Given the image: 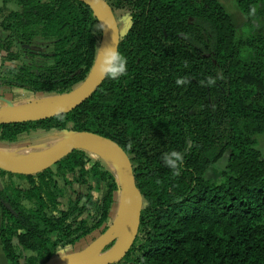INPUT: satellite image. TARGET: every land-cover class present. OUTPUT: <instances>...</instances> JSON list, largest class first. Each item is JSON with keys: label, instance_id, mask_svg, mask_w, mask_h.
Masks as SVG:
<instances>
[{"label": "trees", "instance_id": "16d2710c", "mask_svg": "<svg viewBox=\"0 0 264 264\" xmlns=\"http://www.w3.org/2000/svg\"><path fill=\"white\" fill-rule=\"evenodd\" d=\"M233 1L248 34L220 0H108L114 12L126 11L118 22L126 75L105 78L63 121L0 123L6 143L37 129L86 130L122 146L144 205L132 246L113 264H264V156L256 140L264 134V0ZM100 24L84 0H2L0 87L70 91L94 66ZM37 40L51 47L45 60L33 59ZM208 77L211 86L202 83ZM172 149L184 154L178 174L162 159ZM86 151L32 174L0 168V239L11 264H44L58 248L107 230L120 185ZM224 153L219 180L206 178Z\"/></svg>", "mask_w": 264, "mask_h": 264}, {"label": "water", "instance_id": "95a60500", "mask_svg": "<svg viewBox=\"0 0 264 264\" xmlns=\"http://www.w3.org/2000/svg\"><path fill=\"white\" fill-rule=\"evenodd\" d=\"M88 3L95 14L98 16L100 22L113 18L116 21L117 27L118 20L115 12L108 2V0H84ZM102 33V38L99 45H106L111 42L112 29L105 26ZM100 47V46H99ZM96 61V60H95ZM105 78L99 75L95 68V63L90 71L89 75L80 83L72 87V89L63 94H55L59 101L54 104L46 106L44 108H20L18 110L12 108L0 109V123H12V122H24V121H35L46 119L55 116L54 112L58 106H63L65 109L64 113H67L83 101L89 98L96 88L102 83ZM67 135L63 140L42 159L33 163H22L15 161L14 159L0 153V168L12 173L17 174H32L36 173L48 166L53 165L58 160L66 156L69 152L77 148H85L88 144H98L104 149L108 150L117 159L121 168V180L117 176L116 179L122 187L126 195H130L134 200V205L129 212L127 221L125 220L124 213L120 215V231L111 240L98 247L95 251L97 252L108 243H114L109 248L115 247L113 250L107 252L102 256H95L93 253H89L82 256H76L74 254L68 255V257H53L44 264H113L124 257L129 248L132 246L139 230L140 215L144 205V196L138 188L133 172V164L130 156L116 141L100 135L98 133L86 130L70 131L66 132ZM111 170V169H109ZM112 171V170H111ZM113 172V171H112ZM114 173V172H113ZM115 174V173H114ZM118 189V190H119ZM8 209L10 206L7 203H3ZM126 221V222H125ZM109 225V224H108ZM111 225L108 226L107 230L101 235L105 234ZM99 238V237H98ZM90 245V244H89ZM88 245V246H89ZM90 247V246H89Z\"/></svg>", "mask_w": 264, "mask_h": 264}, {"label": "rangeland", "instance_id": "374dc122", "mask_svg": "<svg viewBox=\"0 0 264 264\" xmlns=\"http://www.w3.org/2000/svg\"><path fill=\"white\" fill-rule=\"evenodd\" d=\"M220 1L222 3H224L223 5H225L227 11L231 13V17L233 19V22L236 25V27L238 28L239 32L242 34H248L249 31L251 30V28L248 27L246 18L238 13L240 11H238L235 1H233V0H220ZM11 4L13 5V8H16V5L14 3H11ZM8 5H10V4H8ZM115 12L118 16V18H117L118 22L119 23L123 22L124 18L126 16V11L122 10V9H116ZM50 48L51 47L47 41L37 40L30 47V50L33 52V55H34L33 59L35 61L45 60V58L41 54L49 53ZM31 59L32 58L30 56H22V60L28 64L32 63ZM21 91H22V93L14 91V90L13 91H11V90L5 91L4 90L3 91L5 93L4 97L6 99V102L4 105L6 107L18 110L20 108H27L29 106L32 107L35 102L41 101L43 99H47V98L55 99V98H57V100H58V97H59V96H57L55 94H51V93H33V92H30V91L25 90V89H23ZM66 135H67L66 132H52V131H44L42 129H37V130L31 131L29 133L22 134L20 136V138L13 143H6L3 141H0V151L4 154H7L9 152L39 153L42 150H46V153H47L51 148H53L56 144H58V142L60 140L62 141ZM256 140H257V148L259 149L262 156H264V134H257ZM83 150L86 151V148H83ZM86 153H87V151H86ZM87 155H88V153H87ZM88 156H90V155H88ZM98 158H100V157H98ZM91 159L97 160L96 158H93V157H91ZM226 162H227V153H224L212 166H210L206 170L205 177L210 178L212 180H219L221 171L225 167ZM105 164H103V165L106 168L110 169V167H108V165L107 164L105 165ZM115 175H116V173H115ZM5 180H6V177H0V186H3ZM14 180L18 181L19 179L17 177H14ZM58 181L60 184H62L61 180H58ZM95 186L96 187L100 186V183H95ZM74 187L76 189H80V190L84 189V186H81L77 183L74 184ZM133 205H134L133 198L130 195H126L124 193L122 187L119 190L115 191L114 195H113V203H112L110 213H109L108 224L112 225L115 222V220L118 217H120V215L123 213L125 215V220L127 221L129 212L131 211ZM117 207H118V209H117ZM102 233L103 232L101 231V228L94 230L90 234L81 238L75 244L67 246L65 254H67V255L71 254L72 255L78 251H84L88 247V245L93 243L98 237L101 236ZM114 241L115 240L108 243L103 248H101L100 250L95 252L93 255H95V256H102V254L104 255L105 253H107V251L112 246ZM55 257H61L59 252H57Z\"/></svg>", "mask_w": 264, "mask_h": 264}, {"label": "clouds", "instance_id": "9594fccd", "mask_svg": "<svg viewBox=\"0 0 264 264\" xmlns=\"http://www.w3.org/2000/svg\"><path fill=\"white\" fill-rule=\"evenodd\" d=\"M105 26L112 29V38L110 43L103 47H97L95 68L97 73L102 77L115 81L126 75L128 71V58L119 47L122 29L117 27L115 19L109 18L104 20L99 28H104ZM187 82L185 78H178L176 81L177 84H185ZM205 82L207 85L211 86L215 83V79L208 77L206 81H202V83ZM64 112V107L58 106L54 112L56 119L63 121L65 119ZM162 159L170 169L174 170V174H178L180 166L184 161V154L179 150L172 149L165 152ZM57 251L62 257L69 258V256L65 254L66 246L58 248Z\"/></svg>", "mask_w": 264, "mask_h": 264}, {"label": "bare ground", "instance_id": "6f19581e", "mask_svg": "<svg viewBox=\"0 0 264 264\" xmlns=\"http://www.w3.org/2000/svg\"><path fill=\"white\" fill-rule=\"evenodd\" d=\"M100 47H103V45H99ZM57 98H47L43 99L41 101H37L33 104V108H44L46 106H49L51 104H54L56 102ZM59 101V99L57 100ZM30 107V106H29ZM61 142V140L58 142V144ZM56 143V142H55ZM58 144H56L53 148H51L47 153L46 150H42L39 153H31V152H9L7 154H4L0 151V153L14 159L15 161L22 162V163H33L36 162L43 157H45L51 150H53ZM86 150L93 154L94 156L100 157L107 165L110 167V169L116 173V175L121 180V168L120 164L117 161V159L111 154L108 150L104 149L102 146L98 144H88L85 146ZM46 153V154H45ZM119 173V174H118ZM118 209V207H117ZM120 222L121 218L118 217L115 222L110 226L109 230L101 235L99 238H97L93 243H91L84 251H78L74 255L76 256H82L89 253L95 252L98 247L102 246L103 243L111 240L114 238L120 231ZM115 247L109 249L107 252L113 250ZM106 254V253H105ZM71 255V254H68ZM103 255V254H102Z\"/></svg>", "mask_w": 264, "mask_h": 264}, {"label": "crops", "instance_id": "0c3cea01", "mask_svg": "<svg viewBox=\"0 0 264 264\" xmlns=\"http://www.w3.org/2000/svg\"><path fill=\"white\" fill-rule=\"evenodd\" d=\"M2 4V0H0V5ZM9 7H13L12 4L8 5ZM6 35V32L2 30L1 26H0V41L5 37ZM7 91V90H11V91H17V92H20L22 93L21 88H18V87H12V88H4V87H0V109H4V108H8L6 107L4 104L6 102V99H5V93L3 91ZM16 92V93H17ZM4 94V95H3ZM4 102V103H3ZM1 220H2V211H1V207H0V223H1ZM0 264H11L10 261L8 260V258L6 257L5 255V252L3 250V246H2V242H1V239H0Z\"/></svg>", "mask_w": 264, "mask_h": 264}]
</instances>
